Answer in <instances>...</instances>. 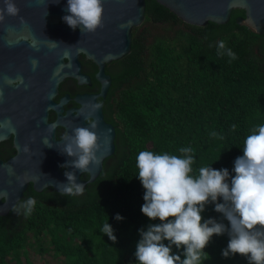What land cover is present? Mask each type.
<instances>
[{
  "label": "trees",
  "instance_id": "obj_1",
  "mask_svg": "<svg viewBox=\"0 0 264 264\" xmlns=\"http://www.w3.org/2000/svg\"><path fill=\"white\" fill-rule=\"evenodd\" d=\"M239 16L245 12L237 8L226 23L199 26L146 0L145 20L133 28L131 51L120 59L121 71L113 74L114 153L81 195H61L51 187L36 191L30 184L21 199H36L32 214L11 210L0 215V264H32L29 247L47 251L45 235L62 264H137L138 229L159 222L140 211L144 189L136 176V155L141 150L181 156L179 148L191 147L192 175L210 164L231 174L245 137L264 123V34L239 24ZM220 40L235 59L217 54ZM217 202L219 197L206 204L201 222L211 217L227 226L215 210ZM116 213L123 219H114ZM107 219L115 241L99 230ZM228 239L226 232L213 234L203 264H248L242 254L221 256Z\"/></svg>",
  "mask_w": 264,
  "mask_h": 264
},
{
  "label": "clouds",
  "instance_id": "obj_2",
  "mask_svg": "<svg viewBox=\"0 0 264 264\" xmlns=\"http://www.w3.org/2000/svg\"><path fill=\"white\" fill-rule=\"evenodd\" d=\"M0 3L3 4L0 7V22L6 15H18L20 10L15 0H0ZM66 9L67 14L62 16V20L72 29L79 27L81 32H94L101 26L102 0H67ZM36 44L33 40L32 46L36 47ZM216 48L218 55L236 58L235 53L225 47L223 40L217 41ZM30 63L35 69L38 61L32 58ZM4 82L28 87L21 75L14 78L5 76ZM89 106L92 112L100 107L99 102H89ZM84 120L87 127L76 126L71 133L66 131L61 137L65 143L60 151L74 157L61 167L71 165L73 169L91 175L90 165L100 162L97 155L100 142L95 131L98 121L91 114L84 115ZM48 127L51 131L53 125ZM236 127L231 125L232 129ZM0 128L15 133L9 118L0 121ZM210 135L219 136L215 131ZM4 138L0 134V140ZM42 142L52 147L47 137L42 138ZM22 151L28 152L29 146L25 144ZM178 151L183 155L154 153L147 149L136 155V176L144 189V203L140 211L150 220H159L138 229L139 239L134 251L137 264H203L209 256L204 249L212 235L225 232L229 239L226 247L221 249V256L238 253L246 257L248 264H264V123L254 125L245 137L242 155L234 159L231 174L228 168L216 169L210 164L200 167L198 174L192 175L195 159L192 148L181 147ZM64 176L66 183L58 184L61 195L78 196L84 192V184L77 182L74 171H65ZM218 197L221 202L215 203L214 207L228 221L227 226L211 217L201 222L206 204L216 202ZM6 198V192L0 194V200ZM35 205L36 199L29 196L18 199L12 205V211L28 217ZM114 219L119 221L123 217L116 213ZM99 230L107 234L109 240H116L108 219Z\"/></svg>",
  "mask_w": 264,
  "mask_h": 264
},
{
  "label": "water",
  "instance_id": "obj_3",
  "mask_svg": "<svg viewBox=\"0 0 264 264\" xmlns=\"http://www.w3.org/2000/svg\"><path fill=\"white\" fill-rule=\"evenodd\" d=\"M156 1L183 21L199 26L209 21L226 23L232 10L239 8L244 10L245 16H239L237 22L257 34H264V0ZM15 3L20 10L18 15H6L0 22V45L10 47L11 56L17 55L22 48L26 49L20 55H29L28 48L39 50L43 70L48 69L49 63L52 66L55 64L61 78L74 76L81 83L89 81V77L81 72L79 57L84 54L99 67L97 78L103 83L102 96L111 83L110 76L104 71L106 63L120 59L131 51L133 28L144 22L146 11V0H102L101 26L94 32H81L79 27L72 29L62 20V16L67 14V0H15ZM0 7H3L2 3ZM21 32H27L31 40ZM33 40L37 42L36 47L32 46ZM49 40L57 44L53 45ZM99 105L94 115L98 121L95 131L100 142L97 152L99 164L90 165L92 173L87 181L81 179L83 172L80 170L73 169L71 165L65 167L66 171L75 172L77 182L83 183L84 187L99 176L104 160L115 150V129L104 121ZM49 106L55 107L52 104ZM5 118L11 120L15 133L0 128V134L5 136L3 140L13 137L17 153L7 161L0 158V194L7 193L6 200H0V215H7L12 210V205L23 197L30 184L36 191L51 187L59 192L58 184L66 183L61 165L74 159L60 151L65 141L56 140L55 129L59 120L47 121L48 107L40 108L28 101L12 104L10 96L4 98L0 94V121ZM75 121L70 118L65 122L68 133L76 126L87 127L82 120ZM49 125H53L51 131ZM44 137L49 139L52 147L44 145ZM25 144L29 146L28 152L22 151Z\"/></svg>",
  "mask_w": 264,
  "mask_h": 264
},
{
  "label": "flooded vegetation",
  "instance_id": "obj_4",
  "mask_svg": "<svg viewBox=\"0 0 264 264\" xmlns=\"http://www.w3.org/2000/svg\"><path fill=\"white\" fill-rule=\"evenodd\" d=\"M21 35L31 40L27 32H21ZM24 49L26 48L20 49L17 55L11 56L12 49L6 45H0V94H3L4 98L10 96L12 104L28 101L40 108L48 107L47 121L55 122L59 120L55 129L57 141L62 140L61 137L64 132H68L65 122H68L70 118L76 120L75 122L79 120L85 122L84 115H95V111H90L89 102H99L101 104L104 121L107 124H111L116 133L115 122L117 121L114 120L117 119V109L115 107L117 101L114 98L117 91L110 95V90L113 86V74L120 72L123 67L121 58L106 63L104 71L110 76L111 83L105 95L102 96L100 93L103 83L97 78L99 67L91 59L86 58L84 54H81L79 57L81 72L89 77V81L81 83L74 76L61 78L56 72L55 64H53L54 69L49 63L48 69L43 70L40 66L42 60L39 50L28 48L29 55H25L24 53L20 55ZM32 58L38 61L35 69L32 68L30 63ZM17 75L24 77V81L28 84V87L25 88L23 85L16 87L3 81L5 76L14 78ZM50 104L55 107L49 106ZM77 112L81 114L76 115ZM16 153L13 137L0 141V158L2 160L7 161L15 156ZM61 170L65 172L66 168H61ZM80 177L82 180L87 181L89 174L82 173Z\"/></svg>",
  "mask_w": 264,
  "mask_h": 264
},
{
  "label": "rangeland",
  "instance_id": "obj_5",
  "mask_svg": "<svg viewBox=\"0 0 264 264\" xmlns=\"http://www.w3.org/2000/svg\"><path fill=\"white\" fill-rule=\"evenodd\" d=\"M49 238V235H45V239H43V243L47 248L45 252H39L34 247H29L32 264H62L64 262L62 256L56 255L55 251L52 250L53 244H51ZM23 260L25 262V258Z\"/></svg>",
  "mask_w": 264,
  "mask_h": 264
}]
</instances>
